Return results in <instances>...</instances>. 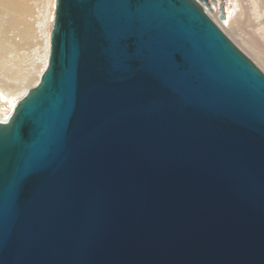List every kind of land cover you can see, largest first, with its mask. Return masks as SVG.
I'll return each instance as SVG.
<instances>
[{"label":"water","instance_id":"water-1","mask_svg":"<svg viewBox=\"0 0 264 264\" xmlns=\"http://www.w3.org/2000/svg\"><path fill=\"white\" fill-rule=\"evenodd\" d=\"M209 1L55 0L0 121V264H264V74Z\"/></svg>","mask_w":264,"mask_h":264},{"label":"bare ground","instance_id":"bare-ground-1","mask_svg":"<svg viewBox=\"0 0 264 264\" xmlns=\"http://www.w3.org/2000/svg\"><path fill=\"white\" fill-rule=\"evenodd\" d=\"M236 1L233 22L227 21L230 14L229 9H225L226 21L219 24V27L240 50L264 70V27L261 28L263 36L260 37L256 33V29L264 25V0ZM44 6L42 4V11ZM218 6L213 7V14L210 13L214 21L219 14ZM255 7L258 8L257 13L261 19L257 24L254 22ZM24 9V4L17 0H0V121H5L27 90L37 84L48 59L51 25L49 33L47 29L43 32V44H40L38 55L30 59L29 53L22 52L24 46L32 41V31L29 28H18L23 24ZM53 17L54 6L53 12L49 14L51 24Z\"/></svg>","mask_w":264,"mask_h":264},{"label":"rangeland","instance_id":"rangeland-1","mask_svg":"<svg viewBox=\"0 0 264 264\" xmlns=\"http://www.w3.org/2000/svg\"><path fill=\"white\" fill-rule=\"evenodd\" d=\"M17 1L21 4H24V6H25L24 13H23V19L24 20H22L23 24H21V26L18 28L20 30H22L23 28H29L32 31V41L30 43H27L29 45H25L23 48V51H22L25 54L29 53L30 59H31L34 56L38 55V52L41 50L40 44H43V37H44L43 32H44V30L47 29V31L49 33L50 25H51V22L49 21V14H51L53 12L54 0H17ZM214 1L216 2V6L217 5L223 6L224 12H225V9H229L228 12L230 14V17L228 18L229 20H227V21L228 22L230 21L232 23L233 22V13H234L233 11L235 9L234 6L236 5L235 2H237V1L236 0H214ZM42 4L45 5L43 11H42V7H41ZM213 7L214 6L212 5V9H213ZM257 9L258 8L255 7V11H254V16H255L254 22L256 24L261 20V19H259L260 17L258 15L259 12ZM212 14H210V16ZM216 18H217L215 20L216 22L214 20L213 21L216 24H218V26H219V24H222V23H220L218 21V16ZM225 21H226V16H225L224 22ZM263 27H264V25H260L256 29V33L260 37L263 36V30L261 29ZM16 34H17V32H16ZM16 39H17V37H16ZM262 41H264V36L262 37ZM25 42H27V40ZM25 49H27V50L24 51ZM246 56H248V55H246ZM248 58H250V57L248 56ZM253 62L258 66V64L255 61H253ZM258 68L264 74V70L261 69L259 66H258Z\"/></svg>","mask_w":264,"mask_h":264},{"label":"flooded vegetation","instance_id":"flooded-vegetation-1","mask_svg":"<svg viewBox=\"0 0 264 264\" xmlns=\"http://www.w3.org/2000/svg\"><path fill=\"white\" fill-rule=\"evenodd\" d=\"M210 2V1H209ZM210 5H211V7H212V4H211V2H210Z\"/></svg>","mask_w":264,"mask_h":264}]
</instances>
